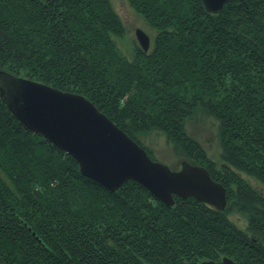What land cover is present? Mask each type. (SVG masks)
<instances>
[{
  "label": "trees",
  "instance_id": "16d2710c",
  "mask_svg": "<svg viewBox=\"0 0 264 264\" xmlns=\"http://www.w3.org/2000/svg\"><path fill=\"white\" fill-rule=\"evenodd\" d=\"M128 1L157 32L133 60L114 40L125 27L111 0H0V70L83 95L153 160L140 137L163 133L224 185L226 208L168 206L134 180L111 191L0 96V264H264V192L248 180L264 185V0L217 13L202 0ZM199 110L218 122L219 163L187 131Z\"/></svg>",
  "mask_w": 264,
  "mask_h": 264
},
{
  "label": "water",
  "instance_id": "95a60500",
  "mask_svg": "<svg viewBox=\"0 0 264 264\" xmlns=\"http://www.w3.org/2000/svg\"><path fill=\"white\" fill-rule=\"evenodd\" d=\"M209 12L221 11L229 0H202ZM145 51L150 38L136 31ZM0 96L9 110L33 133L46 137L70 154L81 173L113 191L134 180L146 187L167 205H173L174 194L194 197L218 210L227 205L224 185L215 181L209 171L187 161L180 170L150 158L146 150L84 96L63 92L47 84L14 76L0 70ZM201 264H237L230 258Z\"/></svg>",
  "mask_w": 264,
  "mask_h": 264
},
{
  "label": "rangeland",
  "instance_id": "374dc122",
  "mask_svg": "<svg viewBox=\"0 0 264 264\" xmlns=\"http://www.w3.org/2000/svg\"><path fill=\"white\" fill-rule=\"evenodd\" d=\"M111 2L113 4L115 10L119 14V16L122 20V23L125 27L124 28L125 32L123 33V35L120 37L114 38V40L117 44V47L122 52V54L126 58H128L129 60H133L135 58V55H136L138 48L143 49V47L139 43V40H138L137 35H136V31L138 29L143 30L148 35V37L150 38V47L147 50V52L150 51L151 48L153 47L154 39H155V36L157 34L156 30L153 29L147 23V21L143 18L142 15L137 13L134 10V8L131 7L128 0H111ZM63 92H66V91H63ZM69 93H71V92H69ZM73 94H77V93H73ZM77 95L83 96L81 94H77ZM118 128H120V127H118ZM186 128H187L189 135L203 145V147L207 150L210 158L213 161L219 163L220 162V155L222 152V144H221L220 136H219L218 122L213 117H211V116L207 115L205 112L199 110V112L197 114H195L194 116H190V118L187 120ZM140 141L142 142L141 144L147 146L151 151H153L155 158H156V160H154V161L166 164L171 170H174V171L181 169L182 162L185 160L181 161L182 158H180L176 154L173 145L168 142V140L166 139V136L163 133H161L157 130L149 132V133H145V134L141 135ZM138 145L140 146V144H138ZM140 147L143 148L142 146H140ZM243 176L245 178H247L244 174H243ZM248 180L257 189L264 192V185H262L261 183L255 181L254 179H251V178H249ZM109 190H111V189H109ZM111 191H113V190H111ZM175 197H180V196L174 194V201H175ZM180 198H182V197H180ZM188 198H190V197H188ZM183 199H187V198H183ZM173 205H171V206H173ZM168 206H170V205H168ZM229 218L239 228L246 230V228L248 226L247 225L248 222L240 214H230ZM223 258H230V257L226 256ZM231 260H233V259H231ZM218 262H220V261H218ZM235 263H237V262H235Z\"/></svg>",
  "mask_w": 264,
  "mask_h": 264
},
{
  "label": "bare ground",
  "instance_id": "6f19581e",
  "mask_svg": "<svg viewBox=\"0 0 264 264\" xmlns=\"http://www.w3.org/2000/svg\"><path fill=\"white\" fill-rule=\"evenodd\" d=\"M55 145V144H54Z\"/></svg>",
  "mask_w": 264,
  "mask_h": 264
}]
</instances>
